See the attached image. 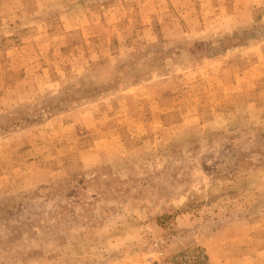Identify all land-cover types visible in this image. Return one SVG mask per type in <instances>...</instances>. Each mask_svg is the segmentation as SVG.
I'll return each mask as SVG.
<instances>
[{
  "label": "rangeland",
  "instance_id": "374dc122",
  "mask_svg": "<svg viewBox=\"0 0 264 264\" xmlns=\"http://www.w3.org/2000/svg\"><path fill=\"white\" fill-rule=\"evenodd\" d=\"M0 264H264V0H0Z\"/></svg>",
  "mask_w": 264,
  "mask_h": 264
}]
</instances>
